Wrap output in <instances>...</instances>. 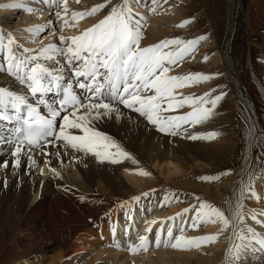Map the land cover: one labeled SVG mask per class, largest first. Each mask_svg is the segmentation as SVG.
<instances>
[{
	"label": "bare ground",
	"instance_id": "1",
	"mask_svg": "<svg viewBox=\"0 0 264 264\" xmlns=\"http://www.w3.org/2000/svg\"><path fill=\"white\" fill-rule=\"evenodd\" d=\"M52 1L49 0V2ZM106 1L108 2L106 3ZM210 1L213 3L216 15V20L212 19L213 22H211L214 26L213 28L211 25L215 43L210 46L218 51L219 67L217 71L207 76L212 75L213 79L218 73H223L224 85L232 89L246 112L248 135L246 138L239 139L244 148L237 168L231 170L233 173L224 170L217 173L216 178L203 179L216 163L220 166L227 162L232 164L239 144L232 133L222 134L219 132V114H216L215 107L219 110L220 105L217 102L215 105L211 103L213 99L208 93L211 89L209 88L210 84H206L208 78L176 89L174 95L178 100L184 97L198 98L202 101L201 106H206L204 108L210 110L207 120L193 125L189 131H185L189 127L188 125L182 126L181 134L176 137L168 135L166 136L168 138H158L161 135H158L153 125L143 117L138 118V115H134V112L123 108L122 105H119L121 110L119 118L116 113H113L109 117L93 121L92 126L96 130L107 134L124 151L130 152L131 158H123L119 163L98 162L91 153L74 151L70 147H61L63 142L57 140L31 152H28L27 146H25L20 154V164L14 168L12 167L14 158L11 156V148L14 145L0 144V254L3 252L4 245L10 242L15 246V249L24 250L19 258L14 259V262L7 263V260L10 259L7 255L1 257L0 264H32L35 257L40 260L39 264H264V250L255 243V239H264V173L259 172L258 180L252 177L255 181L254 186L247 187L249 183L254 182L250 181L252 178L249 180L251 172H256L252 166L254 161H252L250 172L247 173V167L251 161L250 156L254 152L253 145H259L258 147H261L260 150L264 155V133L259 126L261 122L258 120V115L256 116L255 109L253 110L245 92L246 89H243V85L241 86L242 83L235 73L234 64L228 52L237 19L235 18L237 7L241 0ZM27 2L29 4L32 2L31 7H35L32 0H27ZM128 2L124 5L129 9L136 0H128ZM37 3L40 7L37 6L36 9L45 12L38 16L53 25L54 30L48 31L38 40V43L31 45L36 46L35 48H27L28 43L22 39L21 44L24 47L20 51H17L13 43L9 45L8 39L3 42L0 35V63L1 65L3 63L2 68L0 67V89H4L5 93L12 92L25 96L28 103L39 107L41 112L39 95L32 96L27 83L21 84L15 75H10L6 70L8 63L13 62L7 60V57H14L15 63L24 61L25 72L29 71L36 62L45 67L56 68L57 65V72L52 70L54 73L62 75L67 84L69 80L75 81L76 78L72 76V69L68 67L65 56L55 55L50 60L44 57H40L39 60L31 58L39 56L40 50L49 44L65 47L60 44L61 35L56 28L59 23L53 15L58 17L57 13H60L59 17L63 18L69 13H77L82 7L75 4V0L63 4L58 9H55L54 5L53 7L45 6L46 0H37ZM85 3L88 4V10L98 4L104 7L93 15L84 16V22L82 21L80 24L84 26L80 33L77 31H75L77 34L67 32L69 35L62 34L63 36L79 35L92 27L94 23L99 22V19H103L112 6L118 5L119 0H91ZM70 4L74 6L72 7ZM65 7L68 9L67 13L64 12ZM23 19L25 17L16 24L19 28L16 31L22 36L21 38H25V33L24 30L20 31V27L29 26L23 22ZM220 20L221 33L219 34L218 22ZM73 21H78V24L81 20L79 17ZM55 22L56 25H54ZM5 25H7L6 18L0 22V26L9 29ZM164 33L160 28L157 35L146 31L142 34L144 41L140 46L156 45L152 43L162 40ZM172 50L171 45L161 49L162 52H172ZM178 57L180 58V56ZM178 57L176 63L170 65L175 68L169 70L167 75L181 77L194 75L188 71L186 64L181 63L179 67L175 66L179 62ZM79 63V61H75L73 67ZM61 69L62 71H59ZM200 76H206V74ZM100 78L103 81V77ZM79 80L80 82H89L84 77H80ZM217 82L218 80H213L211 87ZM72 86L78 89L75 82ZM79 94H83L81 100L89 95L86 90H80ZM216 95H220L219 90ZM51 96L52 93L47 95V99L50 100ZM4 100L5 104L0 105V112L12 115L11 99L5 95ZM191 110V107L185 104L181 108L164 113V115H184ZM84 111L85 109L80 108L77 114H82ZM63 115L56 119L57 130L59 124L62 123ZM1 124L3 125L0 121ZM68 131L76 135L81 134L79 129H69ZM183 131L185 133L194 131L195 135L201 131L210 132L205 134L209 138H205L203 144H190L193 139L180 140L181 137H185ZM7 135V130L1 131L0 129V138L7 140L9 139ZM219 140L221 143L217 144ZM170 141L171 145L168 143ZM178 144L184 146L181 153L172 151V147ZM228 149H230L228 157L224 158L227 154L220 153ZM45 152L48 153L47 157L44 155ZM218 153L223 157L218 158V155L216 156ZM28 155H31L35 160V164L31 167H29ZM224 159L225 162H223ZM5 160L8 161V167L2 166ZM197 161H202L204 166H197ZM163 164L171 166L172 171L167 169L164 181L161 183L162 187L158 188L156 178L151 182H146V185L144 184L146 187L152 188L137 192L141 182L137 184L140 179H136L133 175L134 171L139 173V170L144 169L151 175V172L154 173V169ZM192 166H197L196 171L202 172L203 169L209 171L205 170L208 173L203 174L194 172ZM150 167L152 169L149 171ZM47 168L54 169L55 174L51 171L48 172ZM60 171L62 174L58 175ZM38 172H41L42 175L39 176ZM173 174H180V177L172 178ZM128 183L130 185H127ZM154 187L158 188L154 189L156 192L152 190ZM201 202L222 211L230 219L228 227L221 231L223 226L218 219L215 222L200 220L193 227V217L196 216L195 209ZM238 204H242L240 210L243 213V221L235 217ZM187 216L191 218L190 221H185ZM109 224L110 227H108ZM169 228L172 229L173 237L179 235L186 239H192L204 235H216L217 240L205 243L200 247L172 248L170 244L166 246L163 242L157 246L155 243L156 232L161 233L162 241L167 240ZM249 229L255 233V239L253 233L248 231ZM10 235L13 237L11 240L9 239ZM141 236L147 237L146 250L139 247ZM79 242H83V244L80 245ZM25 244L28 246H24ZM130 246H137L139 250L131 252ZM28 248L30 250L27 251ZM238 251L240 258L236 260Z\"/></svg>",
	"mask_w": 264,
	"mask_h": 264
},
{
	"label": "snow or ice",
	"instance_id": "2",
	"mask_svg": "<svg viewBox=\"0 0 264 264\" xmlns=\"http://www.w3.org/2000/svg\"><path fill=\"white\" fill-rule=\"evenodd\" d=\"M4 7L21 8L23 5L14 3L4 5ZM103 7V5L98 4L89 13H73V19L84 15H93ZM27 11L30 12L31 9L29 8ZM64 12H68L67 7L64 8ZM57 15L59 16L60 13ZM64 23L67 24V21ZM38 31H43V29H38ZM140 42L139 23H133V19L125 7L114 5L104 15L103 19H99L98 23H94L92 27L81 34L71 37L61 35L60 44L65 47L49 44L42 48L40 55L32 57V60H39L40 57L50 60L55 55H63L68 67L72 69V76L76 78L75 81L69 80L67 86L63 88V98L58 101L60 110L48 107L43 96L45 93L59 89L63 76L54 73L40 63H35L29 71L25 72L24 61L15 63L14 57H7V60L13 61L7 65L8 73L15 75L21 84L27 83L32 96L35 97L40 94V103L44 104L48 111V115L45 116L40 112L39 107L29 104L25 96L16 95L12 92L5 93L4 89H0V105L5 104L4 97L7 95L11 99V108L14 110L12 115L0 112V120H16L22 126L16 129L17 134L23 132L22 137L17 135L15 138L7 140L0 138V144L14 145L11 148V156L14 158L12 167L19 166L20 154L25 145H27V151L31 152L57 140L63 142L61 147H70L74 151L91 153L101 163L107 161L115 164L121 162L123 158H131L130 154L124 151L115 140L92 126L93 121L109 117L113 113H116L117 118H119L121 115L119 105L138 113V118L143 117L158 132L165 135L178 136L181 134L182 126H193L207 120L210 116V110L201 106L202 101L200 99L184 97L178 100L174 95L177 88L196 81L206 80L207 77L167 75L169 68L165 65L175 64L176 58L182 56L187 49L181 48L175 53L162 52L161 49L173 44L179 45L181 42L166 40L150 47H140ZM8 43L9 45L13 43L11 38L8 39ZM75 61L80 63L73 67ZM13 67H15V72H13ZM80 77H84L89 82H80ZM100 77H103V81L100 80ZM74 82L78 88L89 93L83 100L73 92L72 85ZM220 98L217 96L211 103L215 105ZM185 104L191 107L190 112L184 115H164V113L181 108ZM23 107L27 108V115L22 118L20 111ZM80 108L85 109V111L78 115ZM68 109L71 111L69 112ZM61 111L67 114L63 115L62 123L59 124L57 130L56 117L60 115ZM69 129H79L81 134H72L68 131ZM48 137H52L53 140H48ZM186 138L195 140L209 137L189 134ZM44 155L47 157L48 153L45 152ZM27 159L29 167L35 164L31 155H28ZM2 166L8 167V161H3ZM50 170L55 171L54 169ZM138 174L149 175L146 172H139ZM203 179L211 180L212 178L204 177ZM241 208L242 204H238L235 217L243 221ZM195 212L193 227L200 220L215 222L218 219L223 226L221 231L230 224V219L222 211L203 202L199 204ZM248 231L253 233L252 229ZM253 238L255 239V233H253ZM216 240V235H204L192 239H186L179 235L173 237L171 228L168 229L167 240L162 241L159 231L155 235L157 246L163 242L166 246L170 244L172 248L200 247ZM147 243V237L141 236L139 247L146 250ZM255 243L264 250V239H255ZM138 250L137 246H130L131 252ZM239 258L240 253L238 251L235 259L239 260Z\"/></svg>",
	"mask_w": 264,
	"mask_h": 264
},
{
	"label": "rangeland",
	"instance_id": "3",
	"mask_svg": "<svg viewBox=\"0 0 264 264\" xmlns=\"http://www.w3.org/2000/svg\"><path fill=\"white\" fill-rule=\"evenodd\" d=\"M32 1L33 4L35 3L34 8L31 7L32 2L30 3L31 4L30 5L27 2V0H0V22H2L4 18H6L7 25L5 26L9 28L7 29L4 26H0V35L1 38L3 39V42L11 38L17 51L22 50L21 48L24 47L21 44L22 39H25L23 41L25 43H28V45L26 46L27 48H33V47L35 48L36 46H31V45L38 43V40L48 31L54 30L53 25H51L50 23L48 24V22L43 17L38 16V14L41 15L42 13L45 12L40 10L41 11L40 13V11L36 9L37 6L40 7V5L37 3V0H32ZM69 1L72 0H54L52 2H49L48 4L51 7H53L54 5V8L58 9L62 7L63 4H67ZM90 1L91 0H75L76 2L75 4L79 5V7L80 6L82 7L81 10H79L77 13H85L86 10H87L86 13L91 12V10H88L89 9L87 7L88 4L85 3ZM107 2L108 1H106V3ZM126 2H128V0H119L118 5L125 7L128 14L132 17L133 23L136 22L139 23L141 30V42L144 41L142 34H144L146 31H149V33L152 34L155 33V35H157L158 30L160 28V30H163V32H165L164 34H162V37L163 36L164 37L162 40H159V42L156 41L152 44H159L166 40L179 39L178 41L181 42L179 45L176 44L171 45L173 49L172 52L175 53L177 50H180L181 48L187 49V51L184 52L183 55L180 56V58L178 57L179 62L175 66L179 67L181 63L183 65L186 64L188 71L190 73H194V75L206 74L207 76L210 73L218 70L219 67L218 56H217L218 51L211 48L210 46L215 43L212 35L214 26L212 25L211 22H213V20H216L213 3L210 0H136L134 5L132 4V6L129 9L126 8V6L124 5ZM14 3H19L23 5V7L21 8L4 7V5L14 4ZM128 4L130 3L128 2ZM70 5L72 7L74 6L72 4ZM29 8L31 9L30 12L27 11V9ZM53 16L55 17L56 21L59 23L56 28H58L57 30L59 31L58 33H60V35L68 34V33L71 34V32L72 33L74 32L73 34H77V32L80 33L82 31L84 25L81 26L80 24H82L81 23L82 21L84 22L85 15L83 17H80L81 21L78 23L79 25L77 24L79 19L77 22L73 21L72 13H69V15L68 14L65 15V17L63 18L59 16L57 17L55 15ZM23 17H25V19H23V22L29 25L23 28L20 27L21 29L20 31L24 30L25 38H21L22 36H20L16 31L19 29L16 24L19 23ZM235 18L237 19L233 30V35H232L233 38H231L232 43L230 40V48L228 52L234 64L235 73L237 74L240 83H242L241 86L243 85L242 86L243 89L244 90L246 89L245 92L248 95V98L250 99V103L253 107V110L255 109L254 112L256 116L258 115V120L261 122V125L259 126L261 127V130L264 133V0H241L239 6L237 7V14ZM221 20L220 22H218L219 34L221 33V28H220ZM64 21H67V24H65ZM54 25H56V22L54 23ZM211 25L213 26V28L211 27ZM37 26L38 28H36ZM39 27H41L40 29H43V31H38ZM34 30L35 32H33ZM141 42L140 44L142 45ZM2 66L3 63L2 65L0 63L1 68ZM165 66L168 67L169 70H173L175 68V67L173 68V66H170L168 64H166ZM47 68L53 70L54 72H57L58 70L57 65L56 68L55 67H47ZM207 78L208 81L206 82V84L208 85L210 84L209 88H211L208 92L210 94V97H212V99L214 100L217 97L216 94H218V90L220 93L219 96L220 97L222 96L219 100L216 101L217 104L219 103L220 105L219 110L218 108L215 107L216 114L217 115L219 114V122H218L219 132L220 133L222 132V134H224L225 132L232 133V135H234L239 141L238 147L236 148L237 151L236 156L232 164L227 162L225 163V165H223L224 164L223 163L220 166V164L217 165L218 163H216L215 165H213L214 167L213 169H209L210 171L205 169L209 171V174L205 175L206 177L216 178L217 173H220L224 170L233 173V171L231 170L237 168L236 167L238 166L237 163H239V160L242 157V150L244 148L243 145H241V140L239 139L247 137L248 129H246L247 120L245 118L246 117L245 109L243 105L236 98L232 89H229L227 85H224L223 73L221 74L218 73L216 77H214L213 79H212V75L209 77L207 76ZM213 80L214 81L218 80V82L211 87ZM175 93L176 90L174 91V94ZM134 115H138V113L136 114L134 113ZM192 128H193L192 126L191 127L189 126L187 127V129H185V131H189V129ZM185 131H183L185 137L184 136L181 137L180 140H185V141L191 140L186 137L189 134L195 135L194 131L193 133L192 132L185 133ZM209 132L210 131L208 132L201 131L196 134L206 136ZM153 135L155 136L156 134ZM158 135H161L158 138H168L166 137L168 135H165L160 132H158ZM171 137H176V136H171ZM204 141L205 139H199V140L195 139L190 141L191 142L190 144H196V143L203 144ZM234 142L236 143L235 140ZM168 143L171 145V141ZM220 143L221 142L219 140L217 144ZM258 146L259 145L256 146L253 145L254 152L250 156L251 161L249 163V167H247L248 168L247 173H248L250 172L251 169L250 164L252 163V161H254L252 166L255 168L256 172L253 171L251 172L249 180L252 177L258 180L260 174L259 172L262 171V173H264V157H263L264 155L262 154L263 151L260 150L261 147ZM177 147H179L180 149ZM183 147L184 146L181 144L174 145L172 147L173 148L172 151L181 153ZM228 151H230V149L220 154L222 155L227 154V156H224V158L228 157ZM127 152L130 154L129 151ZM216 156L218 158L223 157L219 155V153L216 154ZM223 162H225V159L223 160ZM196 165L204 166V163L202 161H197ZM216 165L217 168L215 167ZM197 166L195 167L192 166L194 172H199L201 174L208 173L204 169L202 170V172L200 170L196 171L195 169H197L196 168ZM59 169L61 170V168ZM150 169L152 168L150 167L149 171ZM167 169H169V171H172V167L165 164L161 165V167L157 169H154V173L151 172V175H140L138 174V171H134L133 175L136 177L137 180L140 179V181H137V184L141 182L139 184L141 186H139L137 192L146 191L149 188H152V187H146L145 186L146 182H151L152 179H156V178H157L156 184H158L157 185L158 188L162 187L161 183L162 181H164L163 179L166 176L164 174H166ZM47 171L48 172L51 171L50 168H47ZM51 172L54 173L55 171H51ZM61 172L62 171H60L58 175L62 174ZM139 172H146V171L142 169L139 170ZM38 174L39 176L42 175L41 172H38ZM177 176L180 177V174L179 175L173 174V176L171 177L175 179L179 178ZM254 179L252 178L250 181H254ZM254 183L255 181L249 183L247 187L254 186L253 185ZM127 185L130 184L128 183ZM155 188L157 187H154L152 190L154 191ZM190 219L191 218L190 217L188 218L187 216L185 221H190ZM108 227H110V224L108 225ZM11 238H13L12 235L9 236L10 240ZM87 239L91 241L89 237H87ZM230 242L234 243L233 241ZM79 244L82 245L83 242L82 243L79 242ZM24 246H28V245L25 244ZM26 250L28 251L30 249L28 248ZM23 252L24 250L22 249H18V248L15 249V246H13V244L10 242L4 245V249L3 252H1L0 254V258L1 257L3 258L5 255H7L8 258L10 257V259L7 260V263L8 262L10 263L12 261L14 262V259L19 258ZM33 261L34 263L32 264H39L40 262V260H37L36 257L34 258ZM17 264H21V263H17Z\"/></svg>",
	"mask_w": 264,
	"mask_h": 264
}]
</instances>
